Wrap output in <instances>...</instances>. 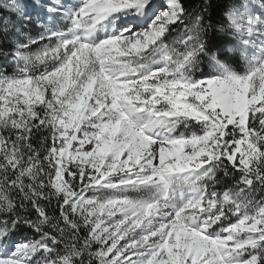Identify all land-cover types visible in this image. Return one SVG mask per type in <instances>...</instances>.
<instances>
[{
	"label": "snow or ice",
	"instance_id": "obj_1",
	"mask_svg": "<svg viewBox=\"0 0 264 264\" xmlns=\"http://www.w3.org/2000/svg\"><path fill=\"white\" fill-rule=\"evenodd\" d=\"M0 10V264H264V0Z\"/></svg>",
	"mask_w": 264,
	"mask_h": 264
},
{
	"label": "trees",
	"instance_id": "obj_2",
	"mask_svg": "<svg viewBox=\"0 0 264 264\" xmlns=\"http://www.w3.org/2000/svg\"><path fill=\"white\" fill-rule=\"evenodd\" d=\"M33 2H35V0H33ZM197 3H199V0H196ZM0 3H3L2 0H0ZM2 11V10H0ZM32 28L31 31H29L32 35H36L38 34V30L37 28H35V26H30ZM225 179H228L230 182H231V178H225Z\"/></svg>",
	"mask_w": 264,
	"mask_h": 264
},
{
	"label": "rangeland",
	"instance_id": "obj_3",
	"mask_svg": "<svg viewBox=\"0 0 264 264\" xmlns=\"http://www.w3.org/2000/svg\"><path fill=\"white\" fill-rule=\"evenodd\" d=\"M2 2H4V0H2ZM40 2H44V0H40ZM35 28H37V27H35ZM32 30V28L31 27H29L28 28V31H31ZM37 30H38V32H39V29L37 28Z\"/></svg>",
	"mask_w": 264,
	"mask_h": 264
}]
</instances>
